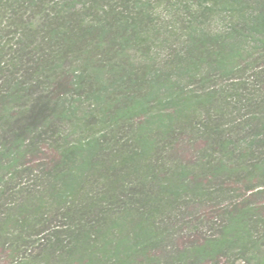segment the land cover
Returning <instances> with one entry per match:
<instances>
[{"label": "trees", "instance_id": "16d2710c", "mask_svg": "<svg viewBox=\"0 0 264 264\" xmlns=\"http://www.w3.org/2000/svg\"><path fill=\"white\" fill-rule=\"evenodd\" d=\"M0 264H264V0H0Z\"/></svg>", "mask_w": 264, "mask_h": 264}]
</instances>
